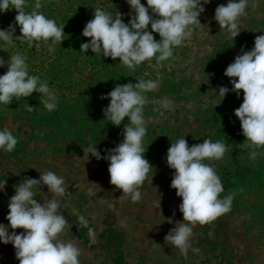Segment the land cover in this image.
<instances>
[{
  "label": "rangeland",
  "instance_id": "obj_1",
  "mask_svg": "<svg viewBox=\"0 0 264 264\" xmlns=\"http://www.w3.org/2000/svg\"><path fill=\"white\" fill-rule=\"evenodd\" d=\"M71 1H75L74 8L84 1L92 3V17L94 9L99 7L113 16L119 11L125 23L131 19L126 0ZM141 3L147 6L146 0ZM227 3L228 0H210L204 5L199 20L207 24V30L201 32L196 28L191 40L181 46L183 49L174 48L173 58L160 64L155 61L142 75L138 73L142 65L135 70L125 66L120 71L123 75L116 80L110 81L105 75L108 78L103 86L97 73L100 68L94 69L92 63L84 69L81 62L79 70L71 72L68 63H63L60 47L50 52L49 47L42 46L27 53L19 50L20 46L8 51L10 46L1 43L0 57L7 61L10 55L20 53L26 58L29 75L47 80L57 96V108L48 111L35 92L31 97H14L11 104L0 105V130L7 128L18 139L11 153L0 150V183L7 180L5 189L0 191V224L9 225L8 204L17 184L25 177L39 179V171H52L64 178L68 189L59 212L72 224L71 234L65 239L76 237L80 264H264V155L251 160L250 149L241 147L245 137L234 110L242 104L243 92L237 97L231 91L230 78L224 75L242 49L250 51L255 37L264 35V0H249L248 14L241 18V27L245 26L247 31L236 38L227 37L223 29L220 31L214 19L216 7ZM214 24L219 29L213 31ZM9 25L12 22L3 28L6 30ZM153 35L160 40L157 33ZM244 42L250 46L242 45ZM60 67L63 72L58 71ZM6 71L7 66L0 67V75ZM137 77L158 81V89L146 93L144 108L145 158L156 171L152 173V183L146 181L141 187L142 198L133 202L130 198L119 199L122 191L110 184L109 162L98 161L90 154L87 161L83 148L97 144L101 156H105L106 149L122 142L128 119L119 127L109 123L103 109L110 100L101 97L109 93L108 83L114 89L117 84H135ZM89 83L93 86L89 87ZM221 86L230 91L215 106ZM183 137L189 147L203 143L204 139L227 144L229 150L224 159L205 163H211L217 170L224 188L221 198L235 193L229 213L210 225L194 227L186 257L164 241L175 222H183L179 210L182 198L170 186L174 170L166 162L170 143ZM79 169L87 175L88 182L73 177ZM86 185L91 186L88 188L91 194L86 192ZM150 185L154 190H150ZM52 195L44 186L34 199L43 203ZM80 215L87 219L88 227L79 225ZM89 228L93 230L92 236ZM8 231L13 230L9 227ZM15 231L19 234L23 229ZM15 251L11 243L0 242V264H20Z\"/></svg>",
  "mask_w": 264,
  "mask_h": 264
},
{
  "label": "clouds",
  "instance_id": "obj_2",
  "mask_svg": "<svg viewBox=\"0 0 264 264\" xmlns=\"http://www.w3.org/2000/svg\"><path fill=\"white\" fill-rule=\"evenodd\" d=\"M131 9V19L123 22L118 11L115 16L102 8L94 9V17L88 21L82 36L90 38V42L82 43L80 51L102 55L103 58L119 60L124 66L135 70L147 62L155 60L157 64L173 58L174 48L181 47L190 41L193 32L199 28L207 30V24L199 20L205 11L204 5L210 0H126ZM28 0H0V12L13 9L18 13L15 23L8 29L0 30V41L6 45H15V41L27 42L29 47L37 49L40 43H49L48 50L54 51V45L65 39L64 26L47 18L42 12L41 0H35L32 11H26ZM249 0H228L227 5H218L214 19L229 38H236L241 33V18L247 16ZM255 8V3L252 4ZM151 13V14H150ZM150 25V30H149ZM20 36H14L16 27ZM207 26V28L205 27ZM157 33L160 40L154 38ZM7 66L5 74L0 75V105L11 104L13 98H27L39 94V101L48 111L57 108V96L49 88L47 80L29 75L26 58L20 53L10 55L5 61L0 57V67ZM224 75L230 78L231 91L237 97L243 92V102L234 110L239 119L242 135L245 137L241 147L250 149L249 158L255 160L264 155V35L255 37L254 47L250 51L242 49L234 62L230 63ZM133 84H117L107 96L109 105L103 109L104 117L112 125L119 127L125 118L128 123L123 127V140L116 147L106 149L101 156L97 144L83 148L84 156L89 154L96 160L109 162L108 172L110 184L121 190L119 199L137 202L142 198L141 187L147 181L152 183L156 171L145 158L144 138L147 134L144 108L147 103L146 93L158 89L155 79L136 78ZM230 90L221 86L218 89L219 99L215 106L221 104ZM28 110L32 107L28 105ZM18 139L10 130H0V150L11 153L17 146ZM228 146L224 141L212 142L204 139L203 143L189 147L183 137L170 143L166 162L174 170L171 188L182 198L179 210L183 214V222L176 221L175 227L164 237L168 245L175 246L180 253L187 256L195 226L210 225L218 217L230 212L235 193L223 198L222 181L216 168L205 161H221L225 158ZM39 171V170H37ZM39 179L25 177L17 187L15 195L10 197L9 212L6 219L8 227L0 224V242L11 243L15 248V256L20 264H80V248L76 237L71 236L72 224L59 212L61 199L68 194L65 180L52 171H39ZM7 180L0 183V191L5 189ZM92 183V182H91ZM101 191L100 186L93 183ZM47 186L52 198L43 203L34 199L40 190ZM91 189L89 190L91 194ZM159 205V202H158ZM79 225L88 227L83 216L78 217ZM171 223L172 221H168ZM13 231L9 233L8 228ZM16 229H23L19 234ZM93 230L89 228V235Z\"/></svg>",
  "mask_w": 264,
  "mask_h": 264
},
{
  "label": "trees",
  "instance_id": "obj_3",
  "mask_svg": "<svg viewBox=\"0 0 264 264\" xmlns=\"http://www.w3.org/2000/svg\"><path fill=\"white\" fill-rule=\"evenodd\" d=\"M42 2V8L37 10L42 12L47 18L52 19L56 22L57 26L63 27L64 26V33H65V39L62 41L61 44L57 43L54 45V47H60L59 51L63 55V63H68L66 66L70 68V71L72 72L74 69V72L76 73L79 70L80 63H84V69L92 66V63L95 68H100L99 71L97 72L99 74V78L102 79L100 82V85H102L106 78L109 77V80H116L117 77H121V70L125 69V66L120 63L117 60H112L110 57L109 58H103L102 55H97L95 53H92L91 50L89 49L88 52H82L80 51V46L82 43H87L90 42V38L83 37L82 36V31L88 21L93 19L92 17V11L94 7H90L92 3H89L87 1H84L82 3H79L76 8H80V10L77 12L75 7V1L71 0H54L51 2V0H41ZM35 4V0H28V8L26 11H32L33 7ZM73 12V13H72ZM18 13L15 11V9L9 11V12H0V30H5L3 26L6 24H9L12 22V24L15 23V16ZM264 24V23H263ZM215 29H219L217 24L213 25V31ZM241 32L247 31V28L245 26L240 28ZM20 29L17 26L16 27V32L14 33V36H20ZM245 37V36H244ZM242 38V37H241ZM6 45L4 42H0V44ZM238 43V42H237ZM50 41L48 44L41 42L40 47L46 46L49 47ZM239 44V43H238ZM242 45H249L250 43L244 42ZM10 46L7 50L9 49H14L15 46H20L19 50L25 51L28 53L34 52L37 48L35 46L29 47L27 42L21 43L18 40V43H15L14 46L11 45H6ZM231 46V45H230ZM235 46V45H233ZM39 47V48H40ZM181 49H183L181 47ZM248 50V49H247ZM183 51V50H182ZM94 60V62H92ZM155 60H152L150 62H147L142 65V67H139V72L140 75L145 72H147V69L150 68L152 63H154ZM60 63V62H59ZM89 64V66H88ZM100 65V66H99ZM92 68V67H91ZM63 68H59L58 71L63 72ZM69 71V69H68ZM141 71V72H140ZM103 74V75H101ZM107 75L108 77H106ZM137 75V74H136ZM82 85V84H81ZM84 85V84H83ZM89 87L93 86V83L87 84ZM87 86V87H88ZM103 86V85H102ZM108 91L110 92L113 90V85L108 83L106 85ZM91 159V158H90ZM87 167H90V165H87ZM83 171L81 169L77 170V172L74 174V178L78 179L79 181H85L86 176L83 175ZM87 181V180H86ZM88 182V181H87ZM91 186L86 185V192L89 191L88 188ZM155 187L150 185V190H154Z\"/></svg>",
  "mask_w": 264,
  "mask_h": 264
}]
</instances>
